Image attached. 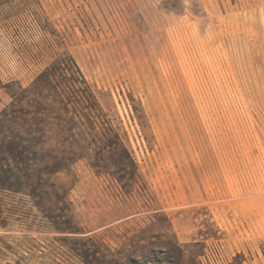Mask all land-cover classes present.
Listing matches in <instances>:
<instances>
[{"label":"rangeland","instance_id":"obj_1","mask_svg":"<svg viewBox=\"0 0 264 264\" xmlns=\"http://www.w3.org/2000/svg\"><path fill=\"white\" fill-rule=\"evenodd\" d=\"M0 164V264H264V0H0Z\"/></svg>","mask_w":264,"mask_h":264},{"label":"trees","instance_id":"obj_2","mask_svg":"<svg viewBox=\"0 0 264 264\" xmlns=\"http://www.w3.org/2000/svg\"><path fill=\"white\" fill-rule=\"evenodd\" d=\"M49 70H50L49 68H46L43 71V73L49 72ZM72 79L75 82H77V84L78 83H83V84L86 83L84 78H83V76H82V74H81V72H80V70H79V68L77 67L76 64L74 65V69H73V73H72ZM85 97H86V99L88 101H90L92 103H95V96L90 90L86 91V96ZM104 130H105V134H107L109 136V138H107V141H106V146L109 149H114V145L117 143V140H118V143H120V145L122 144V142L120 141L119 137H117L118 135H116V136L114 135L116 137V141L115 140L113 141V139L110 138L111 134H113L112 133V129H111L110 126L105 127ZM122 148H123L124 152L126 153V156H128V159H130L129 158V152L125 149L123 144H122ZM121 165H122V166H120L121 167L120 168L121 171L122 172L126 171V169L124 167L125 164H124L123 161L121 162ZM6 168H8V170ZM9 172H10V169H9V165L8 164H6V165L5 164H0V188H8L9 185H11L9 178H7V175H8Z\"/></svg>","mask_w":264,"mask_h":264}]
</instances>
